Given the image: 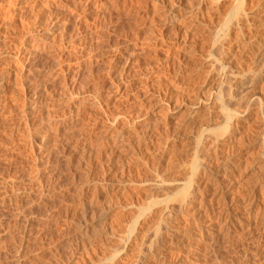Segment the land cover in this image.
<instances>
[{"label":"rangeland","instance_id":"1","mask_svg":"<svg viewBox=\"0 0 264 264\" xmlns=\"http://www.w3.org/2000/svg\"><path fill=\"white\" fill-rule=\"evenodd\" d=\"M0 264H264V0H0Z\"/></svg>","mask_w":264,"mask_h":264},{"label":"bare ground","instance_id":"2","mask_svg":"<svg viewBox=\"0 0 264 264\" xmlns=\"http://www.w3.org/2000/svg\"><path fill=\"white\" fill-rule=\"evenodd\" d=\"M178 1H179V0H178ZM177 6H178V4H177ZM179 6H180V5H179ZM175 10H176V9H175V7H174V4L171 5V4H168V3H167V5H165V8L162 9V10L160 11V13H161V15L164 16V18H166V19H173V18H176L175 16H178V13H177ZM162 16H161V17H162ZM182 16H183V15H182ZM161 17H160V18H161ZM179 18H180V17H179ZM162 19H163V18H162ZM170 21H171V20H170ZM35 95H37V94L33 91V94H31V96L35 98ZM32 97H30V98H32ZM30 103H31V104H30L29 106L32 107L33 109H35L34 107H36L35 105H37L38 102L36 101V99H33ZM37 107H38V106H37ZM36 111H37V110H36ZM231 132H232V131H231ZM38 133H39V132H38ZM226 136H227V135H226ZM44 137H45V136H44ZM44 137L42 136V139H41V140H37L38 144L40 143V147L37 148L38 151L41 150L42 148H44V146H45V140H48V139H47V138H48L47 136H46L47 138H44ZM37 138L40 139V137H37ZM37 138H36V139H37ZM220 139H221V138H220ZM33 140H35V139L33 138ZM26 141H27V140H26ZM47 143H48V142H47ZM47 143H46V144H47ZM29 144H30V143H29ZM32 144H33V143H32ZM235 146H236V145H235ZM232 148H234V147L232 146ZM232 148H230V149L232 150ZM240 150H241V149H240ZM233 151H234V150H232L231 152L233 153ZM227 157H228V156H227ZM224 160H225V159H224ZM201 163H202V162H201ZM210 163H211V162H210ZM202 164H203V163H202ZM213 164H214V163H213ZM227 164H228V163H227ZM235 164H236V163H235ZM244 166H245V165H244ZM246 166H247V165H246ZM250 166H251V165H250ZM229 167H230V166H229ZM242 168H243V167H242ZM216 169H219V168H216ZM231 169H232V168H231ZM224 170H225V169H224ZM224 170H223V172H224ZM246 170H247V169H246ZM221 171H222V170H221ZM227 171H228V170H227ZM244 171H245V170H244ZM225 172H226V170H225ZM225 172H224V174H225ZM222 174H223V173H222ZM228 175H229V174H228ZM228 175H227V176H228ZM230 175H231V174H230ZM225 177H226V176H225ZM225 177H224V178H225ZM231 177H232V175H231ZM231 177H230V178H231ZM227 178H228V177H227ZM230 178H229V179H230ZM234 179H235V178H234ZM234 179H232V182L235 181ZM236 179H237V178H236ZM192 180H193V179H192ZM220 180H221V179H220ZM222 180H223V179H222ZM237 180H238V179H237ZM232 182H227V185H226V186H227V187H226L227 190L225 189V190L227 191V193H228V194H227V193L225 192V193H226L225 195H226V197L229 198L231 201H233V200L237 197L236 195H235L236 197L233 195L234 193H233V194L231 193V190L233 189V188H232V187H233L232 185L234 184V183H232ZM199 183H200V181H199ZM217 184H218V183H217ZM224 184H225V182H224ZM239 184H240V183H239ZM239 184H235V185H239ZM220 185L222 186V184H220ZM214 186H215V185H214ZM200 187H201V186H200ZM217 187H218V186H217ZM223 187H224V185H223ZM224 188H225V187H224ZM234 188H236V186H235ZM240 188H241V187H240ZM211 189L213 190V188H211ZM215 189H216V188H215ZM215 189H214V190H215ZM214 190H213V191H214ZM216 190H217V189H216ZM234 190L236 191V189H234ZM210 191H211V190H210ZM210 191H208V192H210ZM219 191L222 192L223 190L221 191V190L219 189ZM232 191H233V190H232ZM229 192H230V193H229ZM233 192H234V191H233ZM216 193H217V192H216ZM223 193H224V192H223ZM214 194H215V191L212 192V195H214ZM235 194H237V193H235ZM218 195H220V194H218ZM221 195H222V193H221ZM221 195H220V196H221ZM223 195H224V194H223ZM220 196H219V197H220ZM214 197H215V196H214ZM214 197H213V198H214ZM219 197H216L217 200H218ZM226 197H225V196H222V197H221V198H223L222 201H221V199H220L221 203L224 201V198H226ZM216 198H215V199H216ZM215 199H214V201H217V200H215ZM237 199H239V198L237 197ZM237 199H236V200H237ZM201 201H202V200H201ZM205 201H206V200H205ZM220 201H219V202H220ZM226 201H227V199H226ZM199 202H200V201H199ZM210 202H211V201H210ZM191 203H192V202H191ZM202 203H204V202L202 201L200 204H202ZM231 203H232V202H231ZM231 203H230V204H231ZM226 204H227V202H226ZM202 205H205V204H202ZM202 205H200V206H202ZM224 205H225V204H224ZM228 206H229V204H228ZM200 208H201V207H200ZM225 208H226V207H225ZM225 208H224V209H225ZM230 208H231V207H230ZM224 209H223V210H224ZM86 210H87V209H86ZM226 210H228V209H226ZM87 211H89V210H87ZM99 211H100V210H99ZM230 213H231V212H230ZM206 214H207V213H206ZM88 215H89V214H88ZM165 223H166V222H165ZM165 223H164V224H165ZM169 223H170V222H169ZM206 223H208V224H207L208 227L211 226V228H212V226H213L212 221H211V222H210V221H209V222L207 221ZM149 224H150V223H149ZM214 225H215V224H214ZM149 226H150V225H149ZM151 226H152V225H151ZM207 226H206V227H207ZM79 229H80V228H79ZM79 229H78V230H79ZM81 232H82V231H81ZM83 232H84V231H83ZM83 234H84V233H83ZM157 235H158V234H157ZM167 235H168V233H167ZM170 235H171V234H170ZM172 236H173V235H172ZM157 237H159V236H157ZM164 238H165V237H164ZM156 239H157V238H156ZM158 239H159V238H158ZM158 239H157V240H158ZM169 239H170V238H169ZM171 239H172V238H171ZM178 241H179V240H178ZM88 262H89V261H88Z\"/></svg>","mask_w":264,"mask_h":264}]
</instances>
